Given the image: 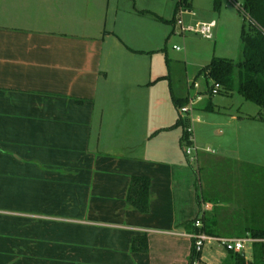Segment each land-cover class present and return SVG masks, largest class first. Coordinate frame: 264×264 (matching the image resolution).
Instances as JSON below:
<instances>
[{"label": "crops", "instance_id": "obj_1", "mask_svg": "<svg viewBox=\"0 0 264 264\" xmlns=\"http://www.w3.org/2000/svg\"><path fill=\"white\" fill-rule=\"evenodd\" d=\"M92 8L100 10L92 0H0V203L22 209L0 216V264H189L192 221L225 237L264 229L252 221L264 196L245 187L249 165L264 163L221 145L213 157L205 141L229 129L239 139L248 122L264 121L216 119L203 97L182 114L174 96L189 99L195 82L207 92L204 67L177 96L154 65L149 27L129 40L89 34L81 15ZM149 13L159 17L117 10L116 19L137 25ZM189 126L199 135L196 162L185 152ZM135 176L151 180L148 213L128 202ZM221 178L233 179L228 192ZM137 238L147 251L134 249Z\"/></svg>", "mask_w": 264, "mask_h": 264}, {"label": "rangeland", "instance_id": "obj_2", "mask_svg": "<svg viewBox=\"0 0 264 264\" xmlns=\"http://www.w3.org/2000/svg\"><path fill=\"white\" fill-rule=\"evenodd\" d=\"M92 1L100 7V10H98L99 14L92 8L84 10L81 15L89 21L88 25L84 24L89 34L93 33L94 35L105 36L110 31H116L124 34L126 40H129L128 35H139L140 31L143 34L144 29L149 27L151 34L149 46L153 51L151 52V56L154 57V65L157 66L158 71L161 67L163 73L169 76L166 83L168 86H172L177 96L184 94L183 91L184 88L186 89L187 78H194L195 75H198V72L211 62L214 57L230 58L235 62H240L243 59L241 31L243 24L249 21V16L242 9L239 10L226 0H220L219 6H216L218 0H193L194 10L190 12L181 8L175 20L173 18L178 0ZM241 2H244V0H241ZM117 10L123 11L125 15L130 14L133 16L138 11L144 13L152 12L156 13L159 17H156V19L149 13L146 18L142 19V22L139 21L137 23V25L139 24L137 26L131 23V21H121L119 18L117 21ZM180 20H182L185 26H196L198 23L215 21L216 27L213 30V38L206 39L202 35L192 32L182 33ZM83 23V19L80 20L78 26L74 27V31L80 32L83 28ZM90 23H92V26ZM133 27L135 28L133 29ZM208 83L210 87L203 94V98L205 99L203 105H206L211 100L215 109V112H206L209 115L217 117L216 119L219 120H224L233 114H239L240 116L246 114H252L253 116L264 115V111L258 105L245 100L237 91L228 92L221 87L217 94H211L214 84L212 80H208ZM250 125L254 126L251 128V131H249ZM258 127H264V124L248 122L245 129L247 131H243L239 139L229 129L224 137L206 138L205 141L208 142L206 146L211 148L210 151L213 153L211 154L213 157L218 156L221 145L225 146L227 152L229 151L230 154L232 152L233 154H239L238 152H240L247 160L264 163V129L261 130ZM177 128L179 131H182L183 126L179 125ZM196 138L197 143L200 142L198 134H196ZM230 162H233V160ZM249 167L246 170L249 179L245 183V187L249 189L247 192L251 194L253 199H258L261 194L264 196V170H259L254 165H249ZM220 181L224 185L223 188H228L226 192L231 187L230 185L234 184L233 179L221 178ZM228 181H230V184ZM235 182L239 186L237 179ZM225 198L230 197L226 196ZM252 204L253 207L257 205L256 201ZM262 208L264 209V203ZM8 210L22 209L17 202L15 204L8 203V201L0 203V216H8ZM254 210L252 221L256 225L260 224V226H264V213L259 214L255 212L257 210ZM214 248V250L209 252V256L204 254L200 258H196L195 263L223 264L224 258L229 255L228 252L221 247L214 246ZM246 257L248 259L251 258L250 248L247 249ZM224 264L229 263L225 261Z\"/></svg>", "mask_w": 264, "mask_h": 264}, {"label": "trees", "instance_id": "obj_3", "mask_svg": "<svg viewBox=\"0 0 264 264\" xmlns=\"http://www.w3.org/2000/svg\"><path fill=\"white\" fill-rule=\"evenodd\" d=\"M191 2L192 0H180L177 13L181 8L190 9ZM244 8L250 19L243 24L241 31L243 59L235 62L230 58L214 57L199 74H205L207 80H212L214 85H221L225 91L239 92L245 100L258 105L264 111V0H244ZM174 102L180 109L188 103V99L174 96ZM254 119L264 121V115L254 116ZM187 139L185 128L183 141L187 142ZM150 186L151 180L148 177L132 178L128 202L142 213H148L150 210ZM203 221L205 222V218ZM188 225L195 227V221ZM204 230L214 235L207 226H204ZM195 232H198V229L195 228ZM248 232L256 238H264V229L252 228ZM134 249L147 251L146 239L137 238L134 241ZM227 252L230 264H264V243L254 245L250 259L240 253ZM199 255L193 246L189 264H193Z\"/></svg>", "mask_w": 264, "mask_h": 264}, {"label": "built area", "instance_id": "obj_4", "mask_svg": "<svg viewBox=\"0 0 264 264\" xmlns=\"http://www.w3.org/2000/svg\"><path fill=\"white\" fill-rule=\"evenodd\" d=\"M229 4L234 5L239 10H243L246 14L244 8V2L241 0H226ZM249 16V14H248ZM250 19V17H249ZM180 26L182 33L192 32L202 35L206 39L213 38V30L216 27V22H203L198 23L196 26H185L182 20H180ZM179 49V48H178ZM192 88L197 90V93L190 96L188 103L180 108L182 114L192 113L195 110L196 105L202 99L204 91L200 89V84L195 82ZM221 89V85L215 84L212 88L211 94H217ZM186 133L188 136L185 152L190 160V162H196L198 160L199 147L196 145L195 130L193 126L186 128ZM195 228L198 232L188 234L194 240V246L197 253H201L205 248L217 246L225 249L226 251H232L240 253L246 256L247 249H251V256L253 253V247L256 243H264V238H256L251 234H247L242 237H225L219 235L209 234L204 230V224L201 220L195 222Z\"/></svg>", "mask_w": 264, "mask_h": 264}]
</instances>
